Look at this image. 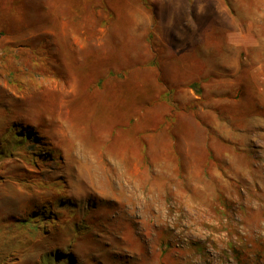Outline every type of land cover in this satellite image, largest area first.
<instances>
[{"label":"rangeland","instance_id":"374dc122","mask_svg":"<svg viewBox=\"0 0 264 264\" xmlns=\"http://www.w3.org/2000/svg\"><path fill=\"white\" fill-rule=\"evenodd\" d=\"M143 1L141 43V0H0V264H264V0ZM168 21L205 23L196 51L217 67L232 54L220 23H252L239 96L214 75L187 106L163 92L172 115L139 105L129 69L107 67L148 48L166 81ZM240 99L262 106L236 117Z\"/></svg>","mask_w":264,"mask_h":264},{"label":"crops","instance_id":"0c3cea01","mask_svg":"<svg viewBox=\"0 0 264 264\" xmlns=\"http://www.w3.org/2000/svg\"><path fill=\"white\" fill-rule=\"evenodd\" d=\"M84 4H79V11H85V7L88 6L92 2L91 0H83ZM156 2V10H158V7L160 6V1H164L165 5L168 7H181L182 3L180 0H155ZM184 1V0H182ZM142 4H144V1L141 0ZM187 6L185 7L186 10L188 9V1ZM78 5V4H77ZM74 6V5H73ZM145 6V4H144ZM146 12L144 11V17L147 20L146 23H132L133 28L135 29L134 33L136 36L140 39V42L143 43L144 41H147V34L153 29L154 21H153V14H151L148 10V8L145 6ZM77 9V8H76ZM114 9V8H113ZM115 10V9H114ZM188 11V10H187ZM158 12V11H157ZM136 18V17H135ZM188 23H182V21L179 23H170L168 21L167 23H158L159 30L162 31L161 34L165 37V42L168 44H173L175 55L173 57V61L171 64H169L168 67H171V71L166 73L167 74V80L164 81L161 78V73L159 72V68L155 66L154 64H151L152 58L150 56V51L147 48V51L141 53L132 55V57H129V61L131 62H124L122 59V54L120 53L118 55V58L116 57V64L108 66L107 69L111 70L112 66H115L116 69L120 72L122 75L124 73L121 72L122 69H129V73L127 75H124L125 80L131 83L133 88L137 91V101L140 103L139 105L143 108H151L156 106L165 105L168 108L169 113H165L168 115H172L174 113V108L169 106L166 102L160 101V97L163 92H165L168 88L174 87L175 93L173 96V100L175 101V105L180 104L182 106V99L183 92L184 91H191L193 96L197 97L195 94V90L193 87V84H198L202 87L203 84H206V81H202L203 77L208 76H216V75H229L233 76L234 80L232 82V86L234 88V91L236 90L237 96L241 94V84L242 79H244L243 82L249 81L246 80L245 77L252 76V56H251V29H252V23H220L223 28L226 29V42L229 43L228 50H231L232 54H228V58L222 60V65L217 67L219 59L216 58V55L214 56H208V54L205 52L204 56L201 57L200 53H197V45H199L202 42V39L205 34V23H198L197 21L193 22V27H188ZM211 24V23H210ZM210 26V25H209ZM170 29V30H169ZM159 31V32H160ZM224 39V38H222ZM172 47V45H171ZM173 50V49H172ZM177 50V51H176ZM184 52L183 54H177L178 52ZM263 57H261L262 60ZM151 65V66H150ZM219 65V64H218ZM174 69V71H173ZM243 77L242 79H240ZM237 85V87H236ZM199 88L201 89V87ZM178 93V94H177ZM236 96V97H237ZM260 96V95H259ZM175 97V99H174ZM239 98V97H238ZM258 99V98H257ZM257 99L254 100H246V101H235L233 100L231 104L234 106V114L236 117H242V118H248L247 116L249 113L244 110L245 106L247 104H250L254 108L261 107V102ZM196 99L191 100V102L183 105L187 106L191 103H194ZM218 103L214 108V112L216 115L213 114V125L218 126L220 123L222 113L219 109V101H215V103ZM184 106V107H185ZM173 109V113L171 110ZM182 113V112H181ZM181 113H178L176 115V123L177 125L180 124L181 120ZM230 114V113H229ZM246 124V123H244ZM239 126H236L232 128L230 125L228 127V132H236ZM219 140V139H218ZM218 147L216 148L215 154L220 158V156L223 155L221 152V148L219 144L217 143ZM230 155V152H228ZM219 162V161H217ZM50 261V260H49Z\"/></svg>","mask_w":264,"mask_h":264},{"label":"trees","instance_id":"16d2710c","mask_svg":"<svg viewBox=\"0 0 264 264\" xmlns=\"http://www.w3.org/2000/svg\"><path fill=\"white\" fill-rule=\"evenodd\" d=\"M150 37H152V36H150ZM64 202H66V203H64V204H66L65 206H71V205H73L72 203H70L69 204V202L68 201H65L64 200ZM50 257V256H49ZM53 257L56 259V260H58V258H60V261H63L64 260V263L63 264H74L73 262H71V260L73 259L72 258V256H68V257H60V255H57L55 252L53 253Z\"/></svg>","mask_w":264,"mask_h":264},{"label":"bare ground","instance_id":"6f19581e","mask_svg":"<svg viewBox=\"0 0 264 264\" xmlns=\"http://www.w3.org/2000/svg\"><path fill=\"white\" fill-rule=\"evenodd\" d=\"M98 175H100L99 173H98ZM100 177V176H99ZM102 182V181H101ZM102 185V184H101ZM103 186V185H102Z\"/></svg>","mask_w":264,"mask_h":264}]
</instances>
